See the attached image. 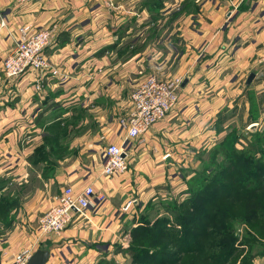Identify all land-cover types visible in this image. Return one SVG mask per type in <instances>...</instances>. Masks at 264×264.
Wrapping results in <instances>:
<instances>
[{
	"label": "crops",
	"instance_id": "1",
	"mask_svg": "<svg viewBox=\"0 0 264 264\" xmlns=\"http://www.w3.org/2000/svg\"><path fill=\"white\" fill-rule=\"evenodd\" d=\"M0 13V64L20 27L51 29L44 54L66 77L60 82L47 73L40 91L34 72L0 80V135L11 126L16 139L12 149L0 145V152L11 150L8 177L0 180L12 186L0 194H21L20 215H27L1 239L0 264H11L26 246L47 250L46 264H126V227L143 203L168 194L163 183L176 179L170 169L176 153L199 150L210 134L221 142L239 127L254 131L252 101L257 122L264 118V0H37L26 6L0 0ZM151 73L181 80L179 104L130 140L118 123L131 109L132 91ZM109 144L126 150L125 176H102ZM88 185L103 200L75 212L60 236L42 239L37 221L47 198ZM254 246L252 264H264V245Z\"/></svg>",
	"mask_w": 264,
	"mask_h": 264
},
{
	"label": "trees",
	"instance_id": "2",
	"mask_svg": "<svg viewBox=\"0 0 264 264\" xmlns=\"http://www.w3.org/2000/svg\"><path fill=\"white\" fill-rule=\"evenodd\" d=\"M250 106V120L255 122L259 111L254 101ZM259 129L248 131L250 140L242 150L228 147L229 153L220 147V162L214 163L220 148L211 150L214 168L203 163V174L210 169L209 174L187 180L188 196L169 203L163 216L152 223L140 217L130 230L131 264H252L253 244L264 241V132ZM233 133L224 140H236L239 135ZM11 201L0 197V214ZM236 224H242L246 235L239 244L234 239Z\"/></svg>",
	"mask_w": 264,
	"mask_h": 264
},
{
	"label": "built area",
	"instance_id": "3",
	"mask_svg": "<svg viewBox=\"0 0 264 264\" xmlns=\"http://www.w3.org/2000/svg\"><path fill=\"white\" fill-rule=\"evenodd\" d=\"M37 0H14L21 6L32 4ZM85 2L86 0H79ZM0 13V18H1ZM1 25L4 26V21ZM53 30H34L24 25L18 30V38L13 48L0 64V80L17 79L25 74L36 73V91L41 90L42 77L49 73L59 77V71L46 59L44 51L51 44ZM264 66V55L259 61ZM64 82L66 77H59ZM181 80L177 78L162 79L150 75L142 79L130 95L131 109L125 118L119 120V128L130 140L141 138L155 124L165 120L179 104L178 89ZM128 173L127 154L123 147L109 144L104 150V164L101 170L108 179L124 176ZM95 200H103L97 196L91 185L78 192L70 187L48 199V206L38 218V234L43 238L60 236L73 222L75 212H84L95 206ZM130 204L125 207L128 209ZM33 248L23 249L14 255L11 264H26L33 254Z\"/></svg>",
	"mask_w": 264,
	"mask_h": 264
},
{
	"label": "rangeland",
	"instance_id": "4",
	"mask_svg": "<svg viewBox=\"0 0 264 264\" xmlns=\"http://www.w3.org/2000/svg\"><path fill=\"white\" fill-rule=\"evenodd\" d=\"M57 1H60V0H57ZM158 5L159 4H155L152 7L154 10L153 13H155L156 9L158 8ZM151 75H152V73H151ZM154 75L158 76L156 74H154ZM148 76H150V74H148ZM164 79H171V77L170 78H164ZM178 91H179V89H178ZM259 116H260V113H259ZM263 120H264V118L261 119L259 122L255 121V124H254L255 128H256L255 130L260 128L259 130H263V132H264V123H263L264 121ZM9 127L10 128L8 130H6L4 133H2V135H0V140H1L0 145L2 144L6 148L9 147L8 149H12V147L10 146L11 141L15 142L16 139L13 138V136L15 137V134L13 132H11V126H9ZM234 129H237V128H234ZM248 129L249 128H247L245 130L243 127H239V129L233 131L234 132L233 134L236 133V135H239L238 137H240V138L237 137V139L235 140V137L233 136L232 138H230L228 140L223 139L222 140L223 143L221 142V145L219 142L220 138H213V135L210 136L211 135L210 134L209 136L204 137V140L202 141L201 146L203 144L204 145H203V147H200L199 150H197L195 152L192 151V153H190V154H188V152H189L188 150H183V152H181L179 154L176 153V155L174 156L175 157L174 160L172 159L175 165L170 168L172 170V172H174L173 177H176V179L174 181H167L166 180L163 183V185L167 186L166 192L168 194H166L164 191V193H163L164 195L162 197H158L157 199H155L154 202L151 203V201L147 202L148 200H146L145 202H147V203H145V205L143 203V208H141V211H140V213H138V216L134 218L135 220L132 222V224H130L131 222L130 223L128 222L129 223L128 226L127 227L125 226L127 228L126 233L129 236V237H127V239L130 240L131 228L137 226V224L140 223L139 221H142L141 220L142 218L145 219V221H147V219H148V221L150 223H152L156 219V217L163 216L165 214L164 209L167 207V205L169 203H171V202L180 203L181 201H183L188 196V194L186 193V190H187L186 181L187 180H190V179L196 177V175L198 173H200L201 176L202 175L207 176L209 174L210 169H208L203 174V169H204L203 163L208 164L209 167L213 166V163L209 162V155H210L209 152H211V150H213V149L215 150V149L220 148V147L223 148L224 150L227 149L228 147H229L228 149H231V150L232 149L242 150L243 147H246L247 141L250 140V136L247 135V133H248V131H250L251 127L249 130ZM241 136H242V138H241ZM199 137L201 138L202 136L199 135ZM244 138L246 139V141ZM234 140L236 142L237 141L238 142L235 143L234 145H232ZM227 142H230V143H227ZM6 148H5V151L0 152V176H1L0 178L1 179H3V177L4 178L8 177V175H6V173H8V172H7V167L5 165H6V163H8L9 158L5 155H7L8 153H11V150H8ZM221 148L218 149V152L214 155V163L220 162L224 157V153H223V150H221ZM228 152H229V150H228ZM227 153L225 152V154H227ZM229 153H231V152H229ZM188 156H189V158H191L193 156L190 163H188V161H187ZM127 164H128V172H129L130 159L127 161ZM213 168L214 167H212V169ZM4 187H7V190H11V188H12V186H10V183L0 180V189L3 190ZM21 196H22L21 194H17V193H14V195H13V192H12V194L10 193L7 195L0 194V197L9 198V201L12 200L11 205L9 202V205L1 210V214H0V242H2V241L4 242V239L6 240L11 235H13V233L15 232V229H14L15 226H18V227L20 226V228H21L24 225L23 221L27 215H23V214L20 215V209L23 208L22 206H19L20 205V199L19 198H21ZM49 197H51V196H49ZM45 198H47V197H45ZM48 198H47V203H48ZM24 201L27 202V200L25 198H24ZM47 206H48V204H47ZM140 217H142V218H140ZM235 228L237 230V231L235 230V232H234V237H235L234 239H236L235 244H239L240 241H242V240H244V238H246V235H244L242 224H240V225L236 224ZM24 232L26 234H30V233L34 232V230L26 229ZM37 233H38V229H37ZM41 238L43 239V237H41ZM1 239H3V240L1 241ZM262 244L264 245V241ZM3 245H5V244H3ZM3 245H1V249L5 248V246H3ZM254 245L255 244H253L251 249H253L255 247ZM28 248H33V247H27V246L23 247L21 250L16 252L14 255L19 253L23 249H28ZM243 249H244V251H247V248H243ZM251 255H252V253H251ZM126 264H131L129 259H127ZM236 264H238V263H236Z\"/></svg>",
	"mask_w": 264,
	"mask_h": 264
},
{
	"label": "water",
	"instance_id": "5",
	"mask_svg": "<svg viewBox=\"0 0 264 264\" xmlns=\"http://www.w3.org/2000/svg\"><path fill=\"white\" fill-rule=\"evenodd\" d=\"M254 77V74H250L246 85H249ZM252 128H255V125H253ZM49 257V252L47 250L38 249L36 250L32 256L29 258L26 264H46Z\"/></svg>",
	"mask_w": 264,
	"mask_h": 264
}]
</instances>
